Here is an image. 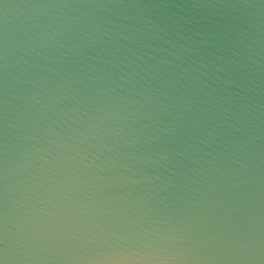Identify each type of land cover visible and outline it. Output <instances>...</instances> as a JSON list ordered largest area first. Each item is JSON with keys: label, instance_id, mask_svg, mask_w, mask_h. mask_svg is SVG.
I'll return each mask as SVG.
<instances>
[{"label": "water", "instance_id": "95a60500", "mask_svg": "<svg viewBox=\"0 0 264 264\" xmlns=\"http://www.w3.org/2000/svg\"><path fill=\"white\" fill-rule=\"evenodd\" d=\"M0 264H264V0H0Z\"/></svg>", "mask_w": 264, "mask_h": 264}]
</instances>
